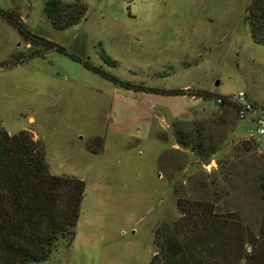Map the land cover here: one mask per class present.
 I'll list each match as a JSON object with an SVG mask.
<instances>
[{"label": "rangeland", "instance_id": "1", "mask_svg": "<svg viewBox=\"0 0 264 264\" xmlns=\"http://www.w3.org/2000/svg\"><path fill=\"white\" fill-rule=\"evenodd\" d=\"M82 1L86 15L66 30L52 26L47 0H0V7L34 40L57 42L124 81L185 94L117 85L81 60L47 51L0 14V64L26 58L0 66V128L32 132L52 173L86 181L75 239H61L38 264H149L157 228L181 216L180 196L210 192L257 231L262 208L253 185L264 170V135L252 115L240 118L199 95L245 91L264 119V44L245 19L251 0ZM220 116L226 122L215 125ZM176 120L212 125L222 148L204 160L177 142ZM96 136L104 137L97 154ZM253 139L247 150L244 141Z\"/></svg>", "mask_w": 264, "mask_h": 264}, {"label": "trees", "instance_id": "2", "mask_svg": "<svg viewBox=\"0 0 264 264\" xmlns=\"http://www.w3.org/2000/svg\"><path fill=\"white\" fill-rule=\"evenodd\" d=\"M45 10L55 29L66 30L83 19L88 5L82 0H47ZM0 14L24 36L34 40L13 12L0 7ZM245 19L253 40L264 44V0H251ZM34 41L45 45L47 51L58 50L83 61L57 42L48 39ZM36 52L39 56L45 53ZM12 57L0 66L12 67L26 60L21 55ZM102 57L110 63L114 62L105 53ZM83 62L88 69L135 91L185 94L184 89L156 88L124 81L100 65H94L89 60ZM199 95L206 99L215 98L217 102L219 98L223 99V103H218L234 108L239 116L238 104L229 100L228 96L209 91H200ZM225 122L224 116L214 120L215 125ZM211 126L207 129L205 123L176 120L174 133L179 144L192 147L208 161L223 144L214 135ZM92 141L98 146V149L91 148L92 152L100 153L104 137L96 136ZM253 142L255 139L244 141L247 150L254 148ZM255 180L254 192L258 194L262 208L257 231L244 221L238 211L223 209L219 197L212 198L210 192L194 199L180 196L178 206L181 216L157 228L154 238L157 250L149 264H264V170ZM85 191L86 181L83 178L51 172L45 145L32 132L20 130L10 133L1 127L0 264H38L51 257L61 239L71 243L77 234ZM213 194H219L217 189Z\"/></svg>", "mask_w": 264, "mask_h": 264}, {"label": "built area", "instance_id": "3", "mask_svg": "<svg viewBox=\"0 0 264 264\" xmlns=\"http://www.w3.org/2000/svg\"><path fill=\"white\" fill-rule=\"evenodd\" d=\"M229 100L235 102L239 106V117L246 118L249 115H252L255 119V122L258 126L257 132L259 135H264V119L257 115L258 108L254 103L248 99L245 91H240L237 95L229 96ZM219 103H223L224 100L219 98Z\"/></svg>", "mask_w": 264, "mask_h": 264}, {"label": "water", "instance_id": "4", "mask_svg": "<svg viewBox=\"0 0 264 264\" xmlns=\"http://www.w3.org/2000/svg\"><path fill=\"white\" fill-rule=\"evenodd\" d=\"M218 83V82H217Z\"/></svg>", "mask_w": 264, "mask_h": 264}]
</instances>
